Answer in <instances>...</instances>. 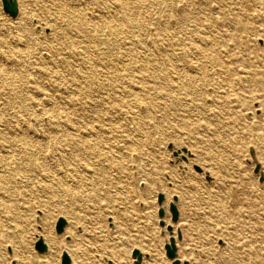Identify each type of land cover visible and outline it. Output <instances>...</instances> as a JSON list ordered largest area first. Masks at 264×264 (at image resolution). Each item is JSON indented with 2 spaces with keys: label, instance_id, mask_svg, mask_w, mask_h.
<instances>
[{
  "label": "bare ground",
  "instance_id": "bare-ground-1",
  "mask_svg": "<svg viewBox=\"0 0 264 264\" xmlns=\"http://www.w3.org/2000/svg\"><path fill=\"white\" fill-rule=\"evenodd\" d=\"M16 2L14 20L0 12V182L22 177L43 216L55 198H100L101 153L111 165L135 134L177 125L185 108L204 114L205 83L260 84L243 63L256 0ZM247 226L264 230V212ZM42 230L36 263L54 264L59 240Z\"/></svg>",
  "mask_w": 264,
  "mask_h": 264
},
{
  "label": "rangeland",
  "instance_id": "rangeland-1",
  "mask_svg": "<svg viewBox=\"0 0 264 264\" xmlns=\"http://www.w3.org/2000/svg\"><path fill=\"white\" fill-rule=\"evenodd\" d=\"M0 12L16 18L1 0ZM249 12L257 33L243 40V63L260 84L205 83L204 114L185 108L177 125L135 134L138 148L114 154L111 165L101 153L99 199L55 198L43 216L22 177L0 182V264H38L48 253L35 249L44 227L59 240L54 264L64 252L70 264H142V258L171 264L165 251L171 237L180 264H264V230L247 226L250 216L264 212V22H255L264 19V0ZM218 76L233 81L237 74ZM170 203L178 210L176 222ZM60 218L65 226L58 234ZM248 248L259 258L248 259Z\"/></svg>",
  "mask_w": 264,
  "mask_h": 264
},
{
  "label": "water",
  "instance_id": "water-1",
  "mask_svg": "<svg viewBox=\"0 0 264 264\" xmlns=\"http://www.w3.org/2000/svg\"><path fill=\"white\" fill-rule=\"evenodd\" d=\"M1 2L4 12L7 13L10 17H16V15L18 14V6L16 0H1ZM175 200L176 199L174 198V201ZM163 201H164V196L160 194L158 196V203L161 205ZM169 210L171 212V220L175 222L178 218V210L176 208V205L174 203H170ZM163 214H164V209L160 208L159 216L163 217ZM64 226H65V221L63 218H60L55 227L56 233L58 234L62 233ZM178 238H180V235H178ZM35 249L38 253H44L47 250V247L40 239L35 243ZM165 251H166V256L169 259H173L174 257H176V246L173 238H170L169 243L165 245ZM138 257L140 258L139 253H138ZM60 264H70V259L67 256V254L65 253L62 254ZM172 264H179V262L174 261ZM183 264H187V263H183Z\"/></svg>",
  "mask_w": 264,
  "mask_h": 264
}]
</instances>
